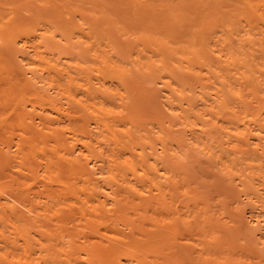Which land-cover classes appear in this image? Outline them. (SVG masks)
<instances>
[{
  "label": "bare ground",
  "instance_id": "bare-ground-1",
  "mask_svg": "<svg viewBox=\"0 0 264 264\" xmlns=\"http://www.w3.org/2000/svg\"><path fill=\"white\" fill-rule=\"evenodd\" d=\"M0 264H264V0H0Z\"/></svg>",
  "mask_w": 264,
  "mask_h": 264
},
{
  "label": "rangeland",
  "instance_id": "rangeland-1",
  "mask_svg": "<svg viewBox=\"0 0 264 264\" xmlns=\"http://www.w3.org/2000/svg\"><path fill=\"white\" fill-rule=\"evenodd\" d=\"M188 161H191L192 162V160L191 159H189ZM195 161V162H194ZM192 163L190 162L189 164H187V166H186V168H187V172H188V175H189V177L191 178V180H193V182L198 186L199 185V183H200V185H199V187H201L202 189H206L207 190V188H211L210 189V191L213 193L214 192V194L216 193L215 191H218L219 192V188H220V185L219 184H217V183H215V182H213V177H212V173H210V170H209V168H207V167H205V164H203L202 162H198L197 160H194ZM206 181H205V180ZM210 179V180H209ZM211 181V183L209 182V181ZM205 181V182H204ZM197 182V183H196ZM207 182H208V184H207ZM211 185H210V184ZM214 186H213V185ZM219 185V187L217 186V185ZM204 187V188H203ZM207 187V188H206ZM216 187H218V188H216ZM214 188V189H213ZM215 189H217V190H215ZM213 190V191H212ZM215 190V191H214ZM222 190H224V189H221L220 190V194H222L221 196L222 197H219L220 196V194L219 193H217L218 195H213L211 192V194H209V195H211V196H209L210 198L212 197V199H211V202H214V203H219V201H221L222 199H224V201L225 202H227V200H228V197H226V196H224L225 194L222 192L221 193V191ZM224 192H225V190H224ZM213 196H214V200H216V201H214L213 200ZM221 199V200H220ZM226 199V200H225ZM222 202V201H221Z\"/></svg>",
  "mask_w": 264,
  "mask_h": 264
}]
</instances>
